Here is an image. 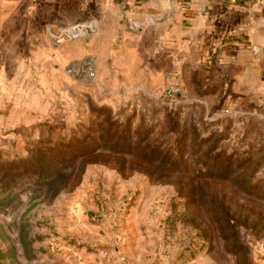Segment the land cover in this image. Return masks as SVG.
Segmentation results:
<instances>
[{"label":"rangeland","instance_id":"1","mask_svg":"<svg viewBox=\"0 0 264 264\" xmlns=\"http://www.w3.org/2000/svg\"><path fill=\"white\" fill-rule=\"evenodd\" d=\"M50 5V55L0 73V264H264V103L181 92L116 0Z\"/></svg>","mask_w":264,"mask_h":264},{"label":"crops","instance_id":"2","mask_svg":"<svg viewBox=\"0 0 264 264\" xmlns=\"http://www.w3.org/2000/svg\"><path fill=\"white\" fill-rule=\"evenodd\" d=\"M57 1L0 0V73L4 77L10 73L4 67L18 64L19 58L50 55L48 50L54 47L50 32L60 30L58 19L49 20L50 14L59 15L58 5L50 11V4ZM116 1L143 27L135 46L153 43L146 46V55L168 46L180 58L181 92L187 96L196 92L184 83L195 75L207 106L215 89L228 111L249 114L251 107L264 103V0H173L172 10L156 0ZM148 18L154 19L151 28ZM252 46L260 49L259 54L251 51ZM116 71L125 76L126 70Z\"/></svg>","mask_w":264,"mask_h":264},{"label":"built area","instance_id":"3","mask_svg":"<svg viewBox=\"0 0 264 264\" xmlns=\"http://www.w3.org/2000/svg\"><path fill=\"white\" fill-rule=\"evenodd\" d=\"M132 22V21H131ZM251 51L255 54H259L260 49L256 46H252L251 47ZM177 92L176 87L174 86H170L166 92H165V97L167 98V100H169V102L174 105V99H175V94Z\"/></svg>","mask_w":264,"mask_h":264},{"label":"water","instance_id":"4","mask_svg":"<svg viewBox=\"0 0 264 264\" xmlns=\"http://www.w3.org/2000/svg\"><path fill=\"white\" fill-rule=\"evenodd\" d=\"M156 1H158L160 4H164L169 10L173 9V3H174L173 0H156ZM75 72L79 74L80 69H77Z\"/></svg>","mask_w":264,"mask_h":264}]
</instances>
